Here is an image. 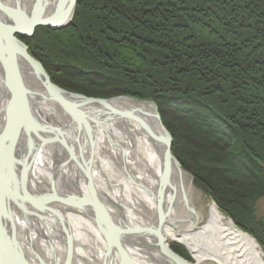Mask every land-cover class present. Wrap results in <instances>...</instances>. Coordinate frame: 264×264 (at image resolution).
<instances>
[{
	"label": "bare ground",
	"instance_id": "bare-ground-1",
	"mask_svg": "<svg viewBox=\"0 0 264 264\" xmlns=\"http://www.w3.org/2000/svg\"><path fill=\"white\" fill-rule=\"evenodd\" d=\"M78 1L0 0V264H178L171 254L188 264H264L261 243L212 200L199 205L190 172L173 150L165 157L158 106L71 91L35 55L41 26L32 23L49 18L42 27L62 30ZM197 113L211 130L226 125L216 111Z\"/></svg>",
	"mask_w": 264,
	"mask_h": 264
},
{
	"label": "trees",
	"instance_id": "trees-1",
	"mask_svg": "<svg viewBox=\"0 0 264 264\" xmlns=\"http://www.w3.org/2000/svg\"><path fill=\"white\" fill-rule=\"evenodd\" d=\"M37 31L34 53L50 69L53 65L56 83L88 96L155 100L180 164L202 181L219 209L264 247V217L257 210L264 197V110L257 106L264 105V0H79L70 26ZM126 42H135L131 51L123 49ZM113 52L128 65L126 79L111 93L86 88L100 64L96 57ZM102 83L112 84L111 77ZM245 100L251 108L241 123L254 145L226 143L224 131L211 130L197 113L216 111L215 119L226 122L220 127H229ZM240 154L250 168L234 170L240 176L233 181L212 169L202 173L199 166L201 156L234 160ZM253 166L260 168L252 171ZM247 176L259 189L242 179Z\"/></svg>",
	"mask_w": 264,
	"mask_h": 264
},
{
	"label": "rangeland",
	"instance_id": "rangeland-1",
	"mask_svg": "<svg viewBox=\"0 0 264 264\" xmlns=\"http://www.w3.org/2000/svg\"><path fill=\"white\" fill-rule=\"evenodd\" d=\"M76 11V9H75ZM75 13V12H74ZM71 25V24H70ZM42 27V26H41ZM39 27V28H41ZM138 29L141 30L142 26L141 24H138L137 25ZM46 28V27H44ZM49 29V28H48ZM40 32L41 31H37ZM44 33V32H43ZM43 35V34H42ZM140 45H144L143 43H140L141 41H137ZM152 42L151 40L149 41V43ZM147 43L146 45L150 48H153L152 50L155 51L154 49H157L155 47V44H149ZM154 43V42H153ZM135 46V42L133 44H131V42H126L125 44V47L123 48L124 50L126 49V47L131 51V47ZM102 51H104L102 48H101ZM124 52V51H123ZM94 56V55H92ZM113 56V57H112ZM56 57V56H55ZM97 60L100 61V64L99 63H96L95 65H97L96 69H94V73L92 74L91 76V79H90V82L88 85H85L86 88H89L93 91H102V92H105V93H111L112 89L113 88H117L118 86V81H123L125 80L126 78H124V75L125 73H129V70H128V65L123 62L122 60L120 59H117L115 58L114 56V52L112 55H103V56H97L96 57ZM59 63H64V61H60ZM142 63V62H141ZM143 63H146L145 61H143ZM73 65H75L74 63H71ZM52 69H55L53 67V65L51 66ZM158 68V67H156ZM221 70H225V68H221ZM84 72L82 71V74ZM86 73V72H85ZM111 77V83L112 84H103V80L105 78H109ZM78 81V80H77ZM79 86V85H78ZM84 86V85H83ZM90 86V87H89ZM80 87V86H79ZM89 91V90H88ZM80 93V92H79ZM85 93H83L84 95ZM179 94V93H178ZM41 95V94H40ZM39 95V96H40ZM91 96V95H90ZM111 96V95H110ZM110 96H107V97H101V98H108ZM247 96V95H246ZM252 100H254V104H256V101L254 98H252ZM138 101H141V102H145V103H152L156 106L157 103L155 102V100H153L152 98H144V99H139L138 98ZM247 100H245L242 105H239L240 108L239 111H237L238 109L236 108V111L235 113L236 114V117H237V121L236 119L235 120H231L230 122H228V125L229 127H223L222 128V131H224V135L225 137L227 138L226 140V143L230 142L232 144H235L237 145V143L241 144L243 143L244 147H246L245 145L247 144H251V145H254V139L253 137L250 138L249 136V131H247V127L245 128V124L244 122L241 123V120L242 121H245L244 118L248 117L247 116V111L249 110V108H251V105L247 104L246 103ZM229 107L231 105H228ZM261 110H264V105L262 104H258L257 105ZM232 107H236L234 105H232ZM241 108H245V110H241ZM230 110V109H229ZM246 142V143H245ZM173 147V146H172ZM250 148V145L248 146ZM247 147V148H248ZM226 148V147H225ZM172 150V149H171ZM256 150V149H255ZM254 150V151H255ZM244 154V153H243ZM260 158V157H259ZM200 160V163H199V166L202 167V173H205L204 172V169H206L207 171L211 170L216 174V176H222V177H225L226 181H229V179L231 178V180L234 178H238L240 175H237L238 177H236L234 175V170L236 173H239L240 169H244L245 168H250V166H248L250 163L248 162H245L246 159H244V155L240 154L237 156L236 159L232 160H228V159H219L218 157L212 159V160H203L202 159V156L199 158ZM203 162V163H202ZM219 169V171H217L216 169ZM256 168H260L258 166H253L251 168L252 171H256L255 169ZM189 172V171H188ZM233 173V174H232ZM251 172H249L250 174ZM191 174V181L193 182V185L195 186V188L200 192L202 193V196H201V204L199 205H204V202H208V200H212L213 202H215L211 197L210 195L208 194V192H206L204 186H203V183L202 181L199 179L196 178V176L192 173ZM214 174V175H215ZM230 177V178H226V177ZM200 178V176H199ZM245 182H250L251 180H249L248 176L247 178H242ZM212 181V179H210ZM232 180V181H233ZM237 180V179H236ZM262 184L264 185V181H262ZM248 185L251 186V188L255 187L256 189L258 188L259 189V185L258 187L257 186H252V183H248ZM240 186V185H239ZM240 188V187H239ZM257 193H259V190L256 191ZM256 193V194H257ZM205 195V196H204ZM217 205V204H216ZM221 210V209H220ZM257 210H258V215L260 217H264V197H261L260 200H259V204H258V207H257ZM222 211V210H221ZM223 212V211H222ZM228 218H230V220L237 226V223H235V221L233 220V218L228 215L227 213L223 212ZM248 232V231H247ZM251 234V233H250ZM252 235V234H251ZM254 236V235H252ZM173 245V244H172ZM175 245V249H180L182 246L178 244H174Z\"/></svg>",
	"mask_w": 264,
	"mask_h": 264
},
{
	"label": "water",
	"instance_id": "water-1",
	"mask_svg": "<svg viewBox=\"0 0 264 264\" xmlns=\"http://www.w3.org/2000/svg\"><path fill=\"white\" fill-rule=\"evenodd\" d=\"M73 9V8H72ZM71 11V10H70ZM63 17L64 16H62L61 15V17L59 18V20H62L63 19ZM47 19L49 20V22H47ZM52 24H53V22L51 23V20L49 19V18H46V19H40V21H38V20H36L34 23H32V28L36 25V26H47V27H52ZM60 25V24H59ZM57 26V29L58 28H60V27H62V26ZM9 31V30H8ZM7 31V32H8ZM12 32V30H10L9 31V33L8 34H10ZM14 32L15 33H21V31H20V29L18 30V29H16V30H14ZM24 54H25V52H24ZM37 70H38V67L35 65L34 66ZM48 83H49V79H48ZM50 84V83H49ZM46 85V87L47 88H45L44 86H42L43 88H44V91L47 93V92H49L50 91V89H49V85H47V84H45ZM23 87H25L24 85H23ZM50 88L51 89H57L60 93H61V95H62V97L65 99V97H64V93H63V91L62 90H60L58 87H56L55 85H52V84H50ZM49 90V91H48ZM43 94V96H42V98H48V99H52L51 98V94H48L49 96H47V94ZM35 96H38V94H36ZM77 98H81V95H77L76 96ZM62 98V100H64ZM70 98V97H69ZM61 99V98H60ZM90 100V99H89ZM88 99H85V101H89ZM96 99H94L93 101L94 102H96V104H101V105H109L108 104V100H103V99H97L96 101H95ZM83 101L81 100L79 103H82ZM66 103V102H65ZM64 103V101H62V104L63 105H65L66 107H67V111L69 112V114H70V116H71V118H73L76 122H77V124L76 123H74V121H73V123L77 126V129L78 130H80V131H82V128H83V125H85V122L83 121L84 120V117H83V114L82 113H80V112H78L77 110L75 111V110H73L72 108H70V107H68L66 104ZM151 105H154V104H152V103H150ZM107 107H109V106H107ZM154 107H156V105H154ZM157 108V107H156ZM116 114H118L119 116H121V117H129V116H127V113H125V112H120V114L119 113H116ZM157 115H158V113H156ZM85 127H86V125H85ZM87 128V127H86ZM88 129V128H87ZM164 132H163V135L164 136H162L161 137V140L164 142V144L166 145V150H165V157L167 158H172V156H171V148H172V142H171V139H170V136H169V132H168V130H166L165 128H164V130H163ZM155 137H158V136H155ZM158 139V138H157ZM66 150H69V147H67L66 148ZM169 168L167 169H165V170H163V173H164V176H166V178H167V176L169 175ZM148 230V229H147ZM146 229H145V231H147ZM173 259H177L178 258V260H180V261H177L178 262V264H188L187 263V261H184V259H181L180 257H178L177 255H173V254H171L170 255Z\"/></svg>",
	"mask_w": 264,
	"mask_h": 264
}]
</instances>
